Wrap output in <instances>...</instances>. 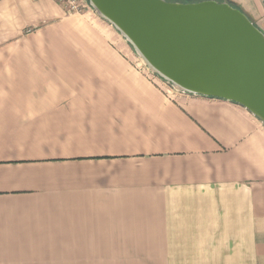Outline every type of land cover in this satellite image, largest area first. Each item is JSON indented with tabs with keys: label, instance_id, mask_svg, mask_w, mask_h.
<instances>
[{
	"label": "crops",
	"instance_id": "obj_1",
	"mask_svg": "<svg viewBox=\"0 0 264 264\" xmlns=\"http://www.w3.org/2000/svg\"><path fill=\"white\" fill-rule=\"evenodd\" d=\"M0 264H264V124L169 94L93 10L0 0Z\"/></svg>",
	"mask_w": 264,
	"mask_h": 264
},
{
	"label": "water",
	"instance_id": "obj_2",
	"mask_svg": "<svg viewBox=\"0 0 264 264\" xmlns=\"http://www.w3.org/2000/svg\"><path fill=\"white\" fill-rule=\"evenodd\" d=\"M177 92L239 104L264 124V32L227 2L87 0Z\"/></svg>",
	"mask_w": 264,
	"mask_h": 264
},
{
	"label": "built area",
	"instance_id": "obj_3",
	"mask_svg": "<svg viewBox=\"0 0 264 264\" xmlns=\"http://www.w3.org/2000/svg\"><path fill=\"white\" fill-rule=\"evenodd\" d=\"M58 4L63 6L69 15L82 14L87 10H93L87 0H55ZM264 3V0H262ZM143 67L147 70V68L143 65ZM147 72L153 77L159 79L162 84L165 86L166 91L170 94L171 92H177L170 84L161 80L159 77L152 75L148 70Z\"/></svg>",
	"mask_w": 264,
	"mask_h": 264
},
{
	"label": "rangeland",
	"instance_id": "obj_4",
	"mask_svg": "<svg viewBox=\"0 0 264 264\" xmlns=\"http://www.w3.org/2000/svg\"><path fill=\"white\" fill-rule=\"evenodd\" d=\"M189 1H192V2H200V1H204V0H189ZM96 14V13H95ZM97 15V14H96ZM98 16V15H97ZM99 17V16H98ZM101 19V18H100ZM104 21V20H103ZM105 22V21H104ZM105 23H107V22H105ZM108 24V23H107ZM109 26H111L110 24H108ZM111 28L113 29V30H115L112 26H111ZM115 32H117L116 30H115ZM117 34H119L118 32H117ZM119 36H120V34H119ZM121 37V36H120ZM122 38V37H121ZM122 40H123V43H124V49H126V50H129V51H132L133 53H134V55L136 56V58L138 59V61H139V63L142 65V67H143V64H142V61L138 58V56H137V54L135 53V51H134V49L126 42V40L124 39V38H122ZM153 78V77H152Z\"/></svg>",
	"mask_w": 264,
	"mask_h": 264
},
{
	"label": "trees",
	"instance_id": "obj_5",
	"mask_svg": "<svg viewBox=\"0 0 264 264\" xmlns=\"http://www.w3.org/2000/svg\"><path fill=\"white\" fill-rule=\"evenodd\" d=\"M167 1H170V2H182V3H192V1H189V0H167ZM217 1H219V2H221V3H223V2H227V3H229L232 7L241 10L240 8L236 7L234 4H232L231 2H229V1H227V0H217ZM241 11H242V10H241ZM242 12H243V11H242Z\"/></svg>",
	"mask_w": 264,
	"mask_h": 264
}]
</instances>
